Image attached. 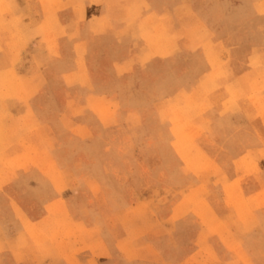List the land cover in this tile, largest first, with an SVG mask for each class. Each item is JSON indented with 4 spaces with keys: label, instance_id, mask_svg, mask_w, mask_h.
Masks as SVG:
<instances>
[{
    "label": "rangeland",
    "instance_id": "1",
    "mask_svg": "<svg viewBox=\"0 0 264 264\" xmlns=\"http://www.w3.org/2000/svg\"><path fill=\"white\" fill-rule=\"evenodd\" d=\"M88 3L74 4L91 30L75 50L71 91L52 92L65 145L49 149L62 159L38 161L30 147L0 162L10 207L0 234L15 219L25 237L49 240L54 251L41 252L51 258L34 264H220L216 244L249 264L246 236L264 234V147L248 151L234 181L213 156L231 151V119L264 123V0H110L109 16L101 0ZM7 78L9 103L35 95L33 81ZM16 113L9 149L24 132ZM34 169L56 173L57 192L35 211L45 221L36 232L14 200L29 196L16 173Z\"/></svg>",
    "mask_w": 264,
    "mask_h": 264
},
{
    "label": "crops",
    "instance_id": "2",
    "mask_svg": "<svg viewBox=\"0 0 264 264\" xmlns=\"http://www.w3.org/2000/svg\"><path fill=\"white\" fill-rule=\"evenodd\" d=\"M54 1H60L62 9L54 11L53 5H50ZM82 1L87 12L91 8L88 0H0V83L6 74L10 82L33 81V91L30 92H36L31 95L29 91L22 90L18 92L21 94L17 95L23 97V100L31 95L32 100L11 104L7 100L9 91L0 88V162L9 155H24L30 147L36 148L35 157L38 161H61V157L57 159L55 150L49 149L55 148L56 145H65L64 139L61 142L56 136L58 128L53 121L56 110L52 92L58 85L64 97L68 96L71 91L68 82L72 78L70 67L74 65L73 58H77L75 50L78 46L87 47L88 30L91 29L87 21H82L83 14L80 9L75 7V3ZM109 1L101 0L103 3ZM106 3L98 8V11L101 15L109 16L111 7ZM54 18H57L58 25L53 21ZM56 64H61L63 69L56 72ZM242 109L245 115L250 110L243 106ZM15 110L18 112L16 115L20 116V122L15 128L24 132L19 140L11 145L13 148L9 149L7 139L3 136L10 126L8 113ZM250 114H253L252 109ZM255 119L245 123L233 122L231 119L228 124L230 132L225 141L226 147L229 149L230 146L231 151L213 156L216 168L231 181L240 177L238 166L248 161V151H258L264 147V123L258 118ZM55 174L51 170L39 169L30 173H16V177L21 180L18 181L19 184H15V189L22 188L23 190L18 191H25L29 196L24 198L19 195L21 192H17L14 200L26 213L29 225L35 232L39 226H45V221L35 216V211L41 210L46 204L55 203L57 199L56 188L51 181ZM246 186L244 189L249 192ZM8 189L9 184L6 182L0 185V224L4 222L7 226L10 223L3 215L10 207L3 194ZM11 226L13 230L9 234H0V264H34L33 259L51 258V255L41 252L46 247L49 251H54L49 240L46 239L44 244L39 245L42 237L37 234H32L31 238L25 237L27 229L22 222L14 219ZM43 236L45 239V235ZM246 241L247 262L264 264V244H260L264 243V234L247 235ZM214 253L220 264H246L237 260L234 253L228 252L219 244L215 245ZM82 261L88 264L84 258Z\"/></svg>",
    "mask_w": 264,
    "mask_h": 264
}]
</instances>
